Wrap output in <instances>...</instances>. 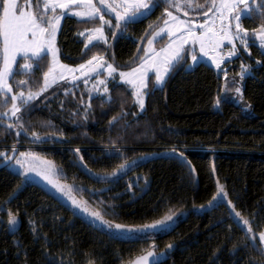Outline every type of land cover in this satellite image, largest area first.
Wrapping results in <instances>:
<instances>
[{
	"label": "trees",
	"instance_id": "trees-1",
	"mask_svg": "<svg viewBox=\"0 0 264 264\" xmlns=\"http://www.w3.org/2000/svg\"><path fill=\"white\" fill-rule=\"evenodd\" d=\"M156 3L150 14L117 34L106 29V42L94 43L90 50L80 32L97 26L98 19L64 16L56 38L60 61L76 66L101 55L119 70L135 66L142 43L164 12L184 14L175 7L178 0ZM180 5L198 17L212 12L211 0ZM261 24L264 20L255 15L241 22L248 32ZM259 53L252 43L247 54L234 60L235 72L242 64L249 69L240 103L222 99L223 78L199 62L190 69L177 65L162 87L148 88L143 110L115 78L107 96L90 98L79 81L55 83L16 114L22 127L16 117L8 121L0 115V153L7 152L6 159L29 151L59 172L54 178L39 168L47 183H54L52 192L24 181L0 156V264H128L152 248L164 253L152 264H264L247 235L249 227L253 233L264 231V56ZM22 63L16 62V75L9 79L13 92L38 91L49 56L29 71L20 70ZM26 79L34 83L21 86L19 81ZM4 101L0 96V113L12 103L9 95ZM125 161L131 165L128 171L112 177ZM218 185L227 198L210 207ZM90 208L113 227L150 224L172 212L177 216L151 235L110 233L84 215ZM10 212L18 220L13 230Z\"/></svg>",
	"mask_w": 264,
	"mask_h": 264
},
{
	"label": "rangeland",
	"instance_id": "rangeland-1",
	"mask_svg": "<svg viewBox=\"0 0 264 264\" xmlns=\"http://www.w3.org/2000/svg\"><path fill=\"white\" fill-rule=\"evenodd\" d=\"M192 0H178V3L175 7L181 10L184 14H177L171 10H166L164 13V19L162 22L157 25L152 31L148 34L145 38L144 42L142 43V49L140 53V57L138 63L130 67L126 70H119L114 65L105 59L101 55H94L91 56L89 59L84 61L80 64H85V69L81 70L79 65L70 66L63 64L59 59L58 48L56 45V38L59 28L62 23V19L64 16H71L79 20H87V17L81 18L76 15L68 14L64 15L60 20L58 26L56 27V31L53 36H50L48 33L44 35H40L37 33L35 39L38 44H43L44 47L41 48V55L47 52L49 56V68L51 67L53 70L49 72V68L46 71L48 73L47 77V88L54 85L57 82H69L71 84L77 83L78 81L81 83L82 89L87 94V97L90 98L91 96H107L108 91V83L111 80L117 79L116 81L127 85V87L131 90V94L133 97L134 102L136 103L139 110H141L139 104L136 102L137 95H142L145 103L146 95L148 88H157L161 87L157 84L156 74L160 72L167 77L168 73H164V67L169 61L174 62V53H178L180 56H183L184 59L180 61L177 65H184L186 69L192 68L199 62H204L209 66L213 67L215 71L221 75L223 78L222 83V91H221V98L222 99H230L233 100L235 103H240L242 100L240 95H238L234 88L235 86H239L240 89L242 88V80L240 77V73L242 71L241 66L239 67L238 71H234V66L236 63L234 62L235 58L240 55L241 52L245 54L248 51L244 50V45L237 40H233L232 36L236 33V21L232 19L233 16L237 14L238 11L245 8L244 4H238L237 7L229 13V11H224L223 17L221 18V12L217 11L216 8H212V12L203 17H198V13L195 10H192L189 6L185 9L180 5L181 2L186 4H190ZM144 3H148V0H143ZM93 6L97 8L98 15H96L95 19H98L99 24L97 26H93L87 29H83L80 32V36L84 40V47L86 44H89V40L91 39L92 43L97 42H106V29H113L114 34L120 32V29H116L114 26L109 27L105 21H111L113 25L117 22L116 12L119 11L121 16L131 15L130 12L126 13L124 7L115 8V5L118 3H122V0H92ZM251 4V1L249 0ZM74 10H81L84 6L83 5H75L71 6ZM216 7H220V0H216ZM41 11H43V5H41ZM61 9L59 7L56 8V14H61ZM140 12H144L143 8L139 9ZM194 11L195 13H192ZM167 12L171 13V16L167 14ZM48 15H53L51 13V9H49ZM103 16L104 19L101 20L100 16ZM192 15V17H190ZM3 16L2 9H0V17ZM141 16H136V18ZM172 17H176V20H173ZM167 20L168 24L165 25L164 21ZM207 22V23H205ZM121 23H123L121 21ZM203 24L204 27L201 28L199 25ZM101 28L102 32H97L95 29ZM161 29H164L161 32ZM188 29H192L193 32L196 33L195 36L188 35ZM223 29V30H222ZM244 29L241 25V30L239 35H244ZM259 29L248 32V39L249 41H254V44L259 47L261 43L260 39H257V36H260L261 33L258 31ZM51 31V30H50ZM157 33H160L157 36ZM169 33H172L170 36ZM227 33V34H226ZM83 34V35H81ZM28 39L32 40V35L29 33ZM148 40H154L152 44L148 43ZM231 41V42H230ZM250 41V42H252ZM201 44H203V51H201ZM235 44L236 48V55H232L233 52V45ZM49 45L52 48V52H48ZM161 49H166V51L161 52ZM193 54L198 58L197 61H193L192 56ZM53 55H55L56 60L58 63L53 61ZM12 57L15 58V63L12 60ZM32 57V50L31 49H20L18 51H10L9 52V67L13 68L16 65V62L19 59H23V62L20 66L21 71H29L23 68L24 64H28L30 58ZM93 57L96 59L93 60ZM92 60L91 64L87 62ZM5 58H4V46H3V38L0 37V70H3ZM111 64L115 71H112L108 68V65ZM176 65V66H177ZM219 65V67H217ZM66 66V67H61ZM135 69V71H133ZM87 72L88 74L85 75L84 73ZM121 73H124V76H121ZM249 73H245L246 76ZM8 79V86H10L9 79ZM165 80V79H164ZM103 81V83H101ZM164 82V81H163ZM45 75L43 77L42 87L38 91H32L33 93L40 92L42 88L45 87ZM163 84V83H162ZM107 89V91H105ZM82 91V90H81ZM29 91L25 92V96L28 95ZM19 91L8 93V95H18ZM3 98V97H1ZM217 106V103L216 105ZM11 107L12 103L4 110L2 113L7 112L8 116L5 117L6 120L12 121L14 117L11 116ZM12 149H15L12 147ZM4 153L2 158L5 159L4 164H7L11 170H14L24 177V181H32L37 182L38 184L42 185L49 191L53 192L54 183H47L48 180L44 178V171L39 168L46 169V173L53 172L52 177L58 178L59 172L57 169L53 167L51 162L42 159L34 155V153L25 151L23 153L14 154L11 153L10 157L12 159H6L7 152ZM19 161V163L17 162ZM56 181V180H55ZM53 186V187H52ZM56 193L60 194V197H64V194L61 192ZM223 196L222 192L220 193ZM65 199L73 200L72 196L65 197ZM79 201V200H77ZM81 201V200H80ZM90 210H92L90 208ZM96 212V210L89 211V213H85L84 215L96 225L102 227L103 229L107 230L110 233H115L114 230H108L107 227L101 226L98 220H95V217L91 215V213ZM174 214V215H173ZM169 215H173V218L177 216V212H172ZM10 229L13 230L16 226H10ZM264 232V231H263ZM261 233V232H260ZM258 233H247L248 237L254 236L257 243H259ZM259 248L261 251H264V244H259ZM254 249V246H253ZM255 250V249H254ZM151 252L152 256L148 258V262H142V264H152L154 262L159 261L164 257L163 252L156 251L155 249H150L147 252L139 255L135 259H133L128 264H136V261L139 260L141 257L147 256L148 253ZM264 257V256H263Z\"/></svg>",
	"mask_w": 264,
	"mask_h": 264
},
{
	"label": "snow or ice",
	"instance_id": "snow-or-ice-1",
	"mask_svg": "<svg viewBox=\"0 0 264 264\" xmlns=\"http://www.w3.org/2000/svg\"><path fill=\"white\" fill-rule=\"evenodd\" d=\"M207 2V0H206ZM238 4H244L245 8L238 11L235 16L232 17L237 23H236V33L232 36L233 40H239L242 45H244V50L248 51L249 47L251 46L254 41L250 42L248 39V33L247 30H244V35H239V32L241 30V22L245 18H251V16L255 15L256 17L264 20V0H252V3H249V0H220V7H216V0H211V7L208 8V11H211L212 8H216L217 11L221 12V18L223 17L224 11H229L235 9ZM41 5H43V11H41ZM75 5H83L84 7L81 10H74L71 6ZM253 5H255L253 7ZM59 7L62 11L61 14H56V8ZM124 7L125 12H130L131 15L121 16L119 11L116 12L117 22L115 25L111 23V21H105L109 25V27H115L116 29H124L126 28L127 24L130 22H134L136 16H147L150 14L153 10V8L157 7L156 0H149L148 3H144L143 0H122V3H118L115 5V8ZM171 7V4L169 5ZM199 7H204V5H199ZM143 8L145 11L140 12L139 9ZM0 9H2L3 16L0 17V37L3 38V46H4V66L3 70H0V96L5 97V104L7 103L8 93H11L13 91L12 87L8 86V77L9 76H15L16 72L13 68L9 67V52L10 51H18L20 49H31L32 50V57L30 59L33 60L32 63L24 64L23 68L25 70H31L34 69V65L38 67L39 60L46 59L47 52L44 53L43 56H41V48L44 47L43 44H38L35 37L37 33L40 35H44L45 33H48L50 36H53L56 27L58 26L60 20L64 15L72 14L79 16L81 18L87 17V22H94L96 15H98L97 8L93 6L92 0H0ZM51 9V13L53 15H48V11ZM179 10V9H178ZM169 16H171L170 12H167ZM204 15H207V12L204 13ZM100 19L103 20L104 17L101 15ZM173 20H176V17H172ZM121 21L123 23H121ZM165 25L168 24V21H164ZM207 23V22H205ZM199 27L203 28L204 25L201 24ZM51 30V31H50ZM223 30V29H222ZM97 32H102L101 28L95 29ZM164 29H161V32H163ZM188 35L189 36H195L196 33L193 32L192 29H188ZM261 35L257 36V39L261 40V43L259 44L260 49V55L264 56V24H261L259 30ZM29 33L32 35V40L30 41L28 39ZM227 34V33H226ZM83 35V34H81ZM160 33H157V36H159ZM171 36L172 33H169ZM154 40H148L149 44H152ZM231 42V41H230ZM96 45L92 43L91 39L89 40V44L85 45L86 50H90V47H95ZM235 44L233 45V52L232 55H236L235 51ZM48 52H52V48L49 45ZM166 51V49H161V52ZM201 51H203V44H201ZM174 62L169 61L166 66L164 67V73H168L175 69L176 65L180 63L181 60L184 59L183 56H180L178 53H174ZM96 59L93 57V60ZM193 61H197V57L193 54L192 56ZM13 62L15 63V58L12 57ZM53 61L55 63H58L56 60L55 55H53ZM260 60H257L256 63L260 64ZM88 64L92 63V60H89L87 62ZM66 67V66H61ZM219 67V65H217ZM79 68L81 70L85 69V64H80ZM108 68L112 71H115V68L111 64L108 65ZM241 73L239 74L241 77V80L243 79L245 73L249 71L247 67H245L243 64L241 65ZM53 69L50 67L49 72H51ZM135 71V69H133ZM85 75L88 73L85 72ZM45 75V87L41 89L40 92L33 93L30 89L28 92V95L25 96V92L23 89L19 91L18 95H12L11 101H12V107H11V116L16 117L15 123L17 125H20V121L22 117H17V113L21 112L22 109H26L30 106L31 102L34 99H38L40 95L44 91L47 90V77L48 73H44ZM124 73H121V76H124ZM165 79V76L161 74L160 72H157L156 74V80L157 84L162 87V83ZM34 81L31 79L26 80H20L19 84L21 86H28L33 84ZM103 83V81H101ZM235 92L240 95V98L243 99L241 89L239 86H235L234 88ZM107 91V89H105ZM146 95V93L144 94ZM136 102L139 104L141 110L144 109V99L142 95H137ZM220 101H217V106H219ZM2 116H8V113H0ZM116 118H113V121H110V124L115 123ZM8 128H13V123H9ZM22 127V125H20ZM19 134V133H17ZM35 135V134H34ZM39 139V137H37ZM15 151V149H13ZM79 151V150H77ZM175 152L176 150L173 149ZM4 153H0V156H3ZM8 159H12V157H8ZM181 160L183 162V157L181 155ZM19 163V161H17ZM135 163V161H133ZM131 167L125 161V163H122L119 165V168L117 170H114L111 173L112 177L119 178L123 174H125L128 169ZM194 172V169L192 170ZM131 186V185H130ZM223 192V186L218 185V193L217 195H214L212 197V201L209 202V206H213V202L215 201H223L227 198V194L225 193L223 196L220 195V193ZM75 204V201H74ZM76 207H79L78 204H75ZM229 207L233 209L235 212L234 206L229 202ZM83 211H87L86 209H83ZM95 217V220H98L101 224V226L107 227L108 230H113V225L110 221H107L103 218V215L101 212H94L91 213ZM114 215V213H112ZM174 215V214H173ZM173 215H165L163 219L156 220L153 223L150 224H144L142 226L137 227H126L124 225H121L119 223H116L114 225V230L117 232H128L130 234H136V235H142V234H148L151 235L155 233L157 230L160 229H166L169 222H173ZM235 215L237 217L240 216L239 212H236ZM33 223V230L35 231L34 222ZM245 225L249 223V221H244ZM8 224L10 226H16L18 224V220L16 219V216L13 215L11 212L9 213V220ZM253 230L251 227L248 228V233H252ZM259 237V243L256 242L254 236L248 237L249 240V246L253 247L255 251H257L258 254L261 256H264V251H261L259 248V244H264V232L255 234ZM170 247V246H169ZM152 256V253L149 252L147 256L141 257L139 260L136 261V264H142V262H148V258Z\"/></svg>",
	"mask_w": 264,
	"mask_h": 264
},
{
	"label": "water",
	"instance_id": "water-1",
	"mask_svg": "<svg viewBox=\"0 0 264 264\" xmlns=\"http://www.w3.org/2000/svg\"><path fill=\"white\" fill-rule=\"evenodd\" d=\"M255 5H253V7H254Z\"/></svg>",
	"mask_w": 264,
	"mask_h": 264
}]
</instances>
